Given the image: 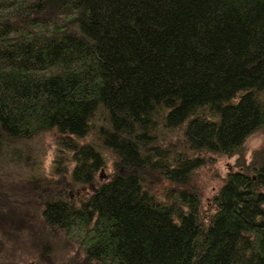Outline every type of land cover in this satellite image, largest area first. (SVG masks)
Here are the masks:
<instances>
[{"label": "trees", "instance_id": "1", "mask_svg": "<svg viewBox=\"0 0 264 264\" xmlns=\"http://www.w3.org/2000/svg\"><path fill=\"white\" fill-rule=\"evenodd\" d=\"M263 126L264 0H0V155L57 133L90 190L41 212L83 264H264V147L206 215L189 182Z\"/></svg>", "mask_w": 264, "mask_h": 264}, {"label": "rangeland", "instance_id": "2", "mask_svg": "<svg viewBox=\"0 0 264 264\" xmlns=\"http://www.w3.org/2000/svg\"><path fill=\"white\" fill-rule=\"evenodd\" d=\"M57 140L52 130L12 138L0 155V264L85 263L78 240L46 222L41 212L45 199L54 194L73 197L90 190L70 188L71 152ZM263 147L264 126L245 138L240 154H202L203 162L193 169L189 182L197 191L204 215L213 209L212 197L226 173L240 168L241 161L244 165L256 163ZM107 163L108 169L101 170L99 179L108 177L111 161ZM155 183L158 188L166 185L158 179Z\"/></svg>", "mask_w": 264, "mask_h": 264}, {"label": "bare ground", "instance_id": "3", "mask_svg": "<svg viewBox=\"0 0 264 264\" xmlns=\"http://www.w3.org/2000/svg\"><path fill=\"white\" fill-rule=\"evenodd\" d=\"M106 177V176H105ZM108 178V177H107ZM102 179V178H101Z\"/></svg>", "mask_w": 264, "mask_h": 264}]
</instances>
